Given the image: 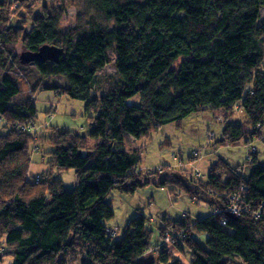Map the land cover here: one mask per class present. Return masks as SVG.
<instances>
[{"label": "trees", "instance_id": "16d2710c", "mask_svg": "<svg viewBox=\"0 0 264 264\" xmlns=\"http://www.w3.org/2000/svg\"><path fill=\"white\" fill-rule=\"evenodd\" d=\"M44 1L0 0V264H152L138 262L150 247V219L141 213L115 239L106 227L114 215L108 196L169 180L192 190L177 178L156 181L159 168L140 171L141 151L125 146L192 113L219 110L228 118L240 112L250 126L226 119L221 146L251 147L264 137V0H75L82 10L70 28L60 25L63 6ZM46 44L63 49L58 61L31 64L64 81L46 88L85 102L95 115L88 137L99 142L85 151L79 137L64 132L49 139L48 173L34 184L28 170L36 108L31 95L19 97L11 72L23 52ZM110 64L114 73L100 76ZM249 157L254 164L257 155ZM55 169L74 170L76 187L64 189ZM192 175L194 191L221 211L191 221L176 248L187 247L189 264H264V165L245 177L219 158L199 181ZM230 196L243 211L223 226ZM172 224L185 227L176 219L165 226ZM155 225L159 240L165 226ZM160 261L167 263L166 252Z\"/></svg>", "mask_w": 264, "mask_h": 264}, {"label": "rangeland", "instance_id": "374dc122", "mask_svg": "<svg viewBox=\"0 0 264 264\" xmlns=\"http://www.w3.org/2000/svg\"><path fill=\"white\" fill-rule=\"evenodd\" d=\"M43 4L55 10L63 6L64 13L60 20V25L63 28L74 26L77 23V16L82 10L81 4L75 0H45ZM18 8L19 6L17 5ZM24 13L22 11V17L26 18V14ZM262 19H264L263 10L260 12L259 22ZM17 45L21 49L20 44ZM11 73L15 77L20 89L19 97L31 95L36 108V116L33 121L35 140H32L30 143L31 160L28 176L31 180H35L34 184H38L39 179L35 178L37 176L41 178L48 173L46 163L48 153L52 148L49 139L58 137L59 134L64 132L73 137H79L85 151L91 149L95 146L94 143L99 141L88 137V131L93 124L92 118L95 115L85 112L84 101L71 99L66 94H61L58 91L56 92L53 89L45 87L51 81L63 84L64 81L61 77H45L31 63L27 65L20 64V66L12 69ZM112 73H114V68L110 64L100 70L98 74L106 76ZM30 90L32 92L28 93ZM96 93L100 94L99 91ZM138 99L139 97L136 96L130 99V101L128 100V102L134 103ZM230 116L228 118V115L222 110L196 112L180 121L156 127L139 140L128 139L125 148L129 151L136 148L142 153L141 161L137 165L140 171L146 172L163 166L153 175L156 181H159L160 178L171 176L173 179L177 178L182 182H186V189L192 190L191 192L195 194L186 192V190L178 187L176 184H173L175 189L170 193L171 198L167 192V188H171L170 185L165 188L154 187L153 185L147 186L134 193V195L114 190L107 198L114 213L113 218L106 225L109 234L117 240L121 239L125 232L126 224L142 213L151 221L150 225L153 232L150 238V246H154L158 241V228L155 222L163 226L169 223V221H166L167 218L164 215L176 219L180 218L183 213H186L188 217L183 216V223L185 227L189 228L191 221L210 213L208 204L204 202L206 199L201 198V194H197L194 191L193 183L188 180L189 175L193 174L192 177L195 180L199 179L198 174L195 175V172L207 175L211 165L219 158H222L225 163L232 167L239 168L241 174L245 177L250 174L254 165H264V144L262 142L264 137L262 135L254 140V144L251 147L245 146L242 141L237 145L229 146H221L222 143L218 142L222 139V131L224 123L227 121L226 119L238 122L244 130L250 129L248 122L240 112H235V115ZM4 131L0 122V133ZM33 147L34 151H32ZM252 151H254L255 156L257 155V160L254 164L248 159V156L252 155ZM182 163L187 166L183 167ZM184 168L188 177L181 175L183 176L181 178L178 175V170ZM215 171L220 174L224 173V169L220 166H216ZM52 173L53 178L62 181L64 189L73 190L76 187L77 177L74 170L55 169ZM181 173L184 172L181 171ZM197 238L202 245L205 244L206 238L203 234ZM159 240L161 241V238ZM184 240L185 238H182L179 242L182 241L184 245ZM175 243L173 242L169 247V260H172L174 256L175 258H179L184 264H189L190 254L187 247H184V251H181L176 248ZM161 247L158 249L160 250ZM150 255L151 253L148 251L144 256L142 255L138 258V262L147 263L149 261L144 259L152 257L150 261L154 264H166L159 260V254H156L155 258Z\"/></svg>", "mask_w": 264, "mask_h": 264}, {"label": "clouds", "instance_id": "9594fccd", "mask_svg": "<svg viewBox=\"0 0 264 264\" xmlns=\"http://www.w3.org/2000/svg\"><path fill=\"white\" fill-rule=\"evenodd\" d=\"M99 141H97V142H95L94 144H97ZM252 153H254V152H252ZM250 156V155H249ZM248 156V159H249V161L251 162V160H250V157ZM247 157V156H246ZM182 166L183 167H185V166H187V165H185L184 163H182ZM163 166H161V167H158L159 169H161ZM172 170H174V169H172ZM174 171H176V170H174ZM178 171H186V169L184 168V169H179ZM196 174H198V176H199V174L200 173H196ZM168 178H173V177H171V176H168ZM36 179H38V178H36ZM162 179V178H161ZM174 180H169L166 184V186H164V187H159V188H165V187H169L168 185H170L171 186V188L169 187V188H167V192L169 193V196H170V198H171V191H173L174 189H175V187H174V185H175V183L173 182ZM174 184V185H173ZM191 194H195V193H192L191 192ZM209 207V209H210V213L209 214H211V215H217L220 211H221V207H218L217 205H213V206H208ZM212 209H213V211H212ZM208 214V215H209ZM183 216H186V217H188L187 216V214L186 213H183L181 216H180V218H176V220H181V221H179V223L180 224H183L184 226H185V224L183 223ZM205 216H207V215H205ZM204 216V217H205ZM257 218L259 217V212L257 213V215H255ZM164 217H166L167 218V222L169 221V222H173V220H175V219H172V218H170V217H168V215L166 216V215H164ZM227 217H239V216H232V215H230V214H225V219H224V216L222 217V219H221V224L223 225V226H225L226 225V220H227ZM201 218V217H200ZM223 221H224V223H223ZM185 230H187V231H185ZM170 234L171 235V241H166L165 240V236H166V234ZM188 233H189V230H188V228L187 227H181V229L179 228H177V227H175L174 226V224H172V225H168V227L167 226H165L164 228H163V231H162V234H161V241L160 240H158L157 242H156V244L154 245V246H150L149 248H148V250H147V252L148 251H150V253H151V255L150 256H154V258H155V255L156 254H159V260H160V255L162 254V252H164L163 250H165V249H167L166 250V253H167V263L166 264H169V263H172L173 261H175L177 258H173L172 260H169V258H168V255H169V253H170V249H169V247L171 246V244H173V242H177L178 240H181L182 238H185L187 235H188ZM186 239V238H185ZM160 246H162L161 247V249L159 250L158 248L160 247ZM146 252V253H147ZM145 255V253L143 254V256ZM152 257H149L148 259H144V260H147V261H149V262H147V263H152V264H154L153 262H151L150 261V259H151ZM163 263V262H162Z\"/></svg>", "mask_w": 264, "mask_h": 264}, {"label": "water", "instance_id": "95a60500", "mask_svg": "<svg viewBox=\"0 0 264 264\" xmlns=\"http://www.w3.org/2000/svg\"><path fill=\"white\" fill-rule=\"evenodd\" d=\"M63 54V49L55 45H43L37 51L23 52L19 60L21 64L34 62H57L59 57Z\"/></svg>", "mask_w": 264, "mask_h": 264}, {"label": "built area", "instance_id": "2783aa9c", "mask_svg": "<svg viewBox=\"0 0 264 264\" xmlns=\"http://www.w3.org/2000/svg\"><path fill=\"white\" fill-rule=\"evenodd\" d=\"M254 152V151H252ZM229 202L226 206V208L224 209V212L228 215H232V216H240V214L242 213L243 209L241 208V206L238 204V201H236L235 196H230L229 197ZM224 223V221H223ZM165 240L166 241H171V235L168 233L165 236Z\"/></svg>", "mask_w": 264, "mask_h": 264}, {"label": "bare ground", "instance_id": "6f19581e", "mask_svg": "<svg viewBox=\"0 0 264 264\" xmlns=\"http://www.w3.org/2000/svg\"><path fill=\"white\" fill-rule=\"evenodd\" d=\"M27 64H30V63H25V64H23V65H27Z\"/></svg>", "mask_w": 264, "mask_h": 264}, {"label": "crops", "instance_id": "0c3cea01", "mask_svg": "<svg viewBox=\"0 0 264 264\" xmlns=\"http://www.w3.org/2000/svg\"><path fill=\"white\" fill-rule=\"evenodd\" d=\"M173 258H175L174 256H173ZM183 263V262H182ZM184 264V263H183Z\"/></svg>", "mask_w": 264, "mask_h": 264}]
</instances>
